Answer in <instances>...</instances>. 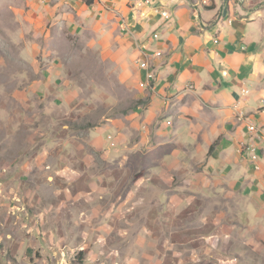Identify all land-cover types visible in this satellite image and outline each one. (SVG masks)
<instances>
[{
  "label": "crops",
  "instance_id": "obj_1",
  "mask_svg": "<svg viewBox=\"0 0 264 264\" xmlns=\"http://www.w3.org/2000/svg\"><path fill=\"white\" fill-rule=\"evenodd\" d=\"M40 2L134 103L113 127L120 161L138 163L144 201L197 233L184 257L264 264V0ZM143 44L162 52L153 80L134 63Z\"/></svg>",
  "mask_w": 264,
  "mask_h": 264
},
{
  "label": "rangeland",
  "instance_id": "obj_2",
  "mask_svg": "<svg viewBox=\"0 0 264 264\" xmlns=\"http://www.w3.org/2000/svg\"><path fill=\"white\" fill-rule=\"evenodd\" d=\"M40 3L0 0V264L217 262L184 257L197 233L144 201L113 128L134 103Z\"/></svg>",
  "mask_w": 264,
  "mask_h": 264
},
{
  "label": "built area",
  "instance_id": "obj_3",
  "mask_svg": "<svg viewBox=\"0 0 264 264\" xmlns=\"http://www.w3.org/2000/svg\"><path fill=\"white\" fill-rule=\"evenodd\" d=\"M161 15L163 17H168V13L166 11H162ZM152 38L157 39L158 35L153 34ZM161 54H162V52L160 50H154L152 52L149 51L148 46H146V44H143L140 46L139 55L135 59L134 63L138 67V69H142L143 79L153 80L154 71H153L152 65L150 64V57H152V56L160 57ZM192 89H193V85L191 83L186 85L185 90H192ZM235 111H236L237 117L239 119H243L245 117V113L241 109L236 108ZM250 130H256V127H250ZM108 139L110 140V146H112V147L115 146L116 142L114 139H112L111 135H108ZM256 168H258V167L256 166Z\"/></svg>",
  "mask_w": 264,
  "mask_h": 264
},
{
  "label": "bare ground",
  "instance_id": "obj_4",
  "mask_svg": "<svg viewBox=\"0 0 264 264\" xmlns=\"http://www.w3.org/2000/svg\"><path fill=\"white\" fill-rule=\"evenodd\" d=\"M148 80H151V79H148ZM250 127H252V125H249L248 128L250 129Z\"/></svg>",
  "mask_w": 264,
  "mask_h": 264
}]
</instances>
